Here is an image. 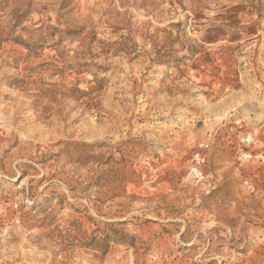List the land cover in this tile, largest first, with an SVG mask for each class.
I'll list each match as a JSON object with an SVG mask.
<instances>
[{
    "label": "rangeland",
    "instance_id": "1",
    "mask_svg": "<svg viewBox=\"0 0 264 264\" xmlns=\"http://www.w3.org/2000/svg\"><path fill=\"white\" fill-rule=\"evenodd\" d=\"M0 264H264V0H0Z\"/></svg>",
    "mask_w": 264,
    "mask_h": 264
}]
</instances>
